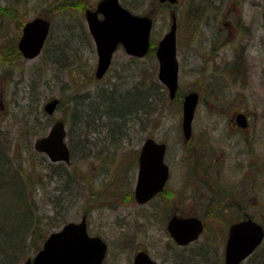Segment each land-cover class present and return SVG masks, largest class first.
Listing matches in <instances>:
<instances>
[{
	"label": "rangeland",
	"instance_id": "rangeland-1",
	"mask_svg": "<svg viewBox=\"0 0 264 264\" xmlns=\"http://www.w3.org/2000/svg\"><path fill=\"white\" fill-rule=\"evenodd\" d=\"M71 1L76 4H68ZM98 1L0 0V52H3L5 42L8 46L13 45V41L18 44L23 23L36 15L47 17L52 22V43L59 44L64 34L71 39L68 42L71 46L63 58H60L63 50L49 54L44 49L35 59L22 56L18 59L10 57V54L0 59V125L9 138L17 139L9 155L24 148L25 151L19 153L18 162L22 161L25 167L42 169L47 174H43L41 181L48 188L46 196L39 195L41 212L52 217L45 219V226H51V231H55L66 222L80 221L87 213L90 234L105 236L114 245L113 249L110 247L104 264H128L135 247L139 243L144 245L146 241H152L151 247L156 256H160L163 245L157 241L161 233H156V226L144 229V220L129 218V214L128 218L120 216L127 209L142 216L144 208L137 204L117 212L111 210L112 207L103 202L106 200L104 191L114 192L121 188L116 187V183L110 186V178L103 183L98 180L104 178V170L138 167V152L148 136L168 143L166 161L172 167V180L184 178L188 167H183L180 159V140L183 139V109L180 107L184 95L192 90L198 91L203 101H208L198 107V122L206 121V117L230 116L234 109L242 107L259 121L261 131L264 130V0H178L176 4L159 0H120L134 13L150 14L155 19L153 46L169 30L172 13H176L180 101L168 100L151 117L143 114L134 118L135 122L132 119V123L119 128H124L126 133H120L118 128L112 130L113 126L108 123L98 127L99 131L93 132L91 139H97L99 147L76 151L71 163L66 164V173L60 178L52 168L56 163L36 151L34 142L42 136L36 132L46 129L43 134L46 135L56 120L68 123L74 90L80 93L91 90L92 98L97 88L119 87L125 91L140 79V66L159 69L155 53L140 58L136 63L119 48L107 74L101 80L96 79L97 52L86 22L85 9H94ZM68 26L74 29L75 34L70 36L71 30H65ZM236 64L239 68L249 69L247 71L252 75L248 81L245 79L247 82L228 75L232 73L231 69L238 68ZM63 96L68 99L59 104L53 114H47L44 105L55 97L61 99ZM218 100L228 105L224 110L220 109L221 114L218 113L219 108L213 106ZM29 133L34 136L31 142L26 140ZM107 143H110V148L101 152V147ZM261 187H264L263 177ZM261 212H264L262 205ZM180 253L190 252L181 249ZM183 261L187 262L186 259Z\"/></svg>",
	"mask_w": 264,
	"mask_h": 264
},
{
	"label": "flooded vegetation",
	"instance_id": "flooded-vegetation-1",
	"mask_svg": "<svg viewBox=\"0 0 264 264\" xmlns=\"http://www.w3.org/2000/svg\"><path fill=\"white\" fill-rule=\"evenodd\" d=\"M119 48L133 57L125 51L123 44H119L116 51ZM237 67L230 68L232 73L228 75L236 76L234 78L236 80L248 81L249 76L252 75L247 71L249 69L239 68V65ZM198 94L199 101L189 137L184 135L182 124L180 159L183 167H188L184 178L172 180V167L167 163L168 177L163 186L145 201H140L136 197L140 172V147L138 167H115L114 171L104 170L106 172L102 175L104 178L98 180L103 183L110 178L108 179L110 186L111 183H116V187L121 188L114 192L108 189L104 191L106 200L103 202L106 201L104 204L112 207L111 210L117 212L118 209L137 204L144 208L142 216H138L137 212L132 213L130 209L120 216L126 218L129 214V218L135 217L140 222L144 220V229L149 230L152 226H156V233H161L157 241L163 245L160 256H156L154 248L151 247L152 241H146L144 245L139 243L135 247L128 264H135L136 257L141 252L150 255L156 264L181 262L228 264L226 250L230 230L234 224L254 221L261 224L264 229V212H261V205L264 206V187H261V178H264V130L261 131L259 121L242 107L238 110L234 109L230 116L206 117L204 118L206 121L198 122L200 117L196 116V112L199 105L208 103L207 100L201 99L199 92ZM213 106L219 108L218 113L221 114L220 109L224 110L228 105H225L223 100H218ZM240 114L244 115L240 116ZM253 119L255 121H252ZM242 120L246 121V124H241ZM157 141L166 144L165 162H167L168 143ZM175 220L180 221L181 226L173 229L171 221ZM199 221L201 230L194 239L186 243H180L172 234L171 229L180 238L192 235ZM88 232L90 233L89 228ZM95 235L100 236L107 243L105 258L106 256L108 258L110 247L114 248L112 241L105 236ZM181 249L190 253H180ZM184 259L187 262L183 261ZM263 261L264 234L254 250L237 264L246 262L262 264Z\"/></svg>",
	"mask_w": 264,
	"mask_h": 264
},
{
	"label": "water",
	"instance_id": "water-1",
	"mask_svg": "<svg viewBox=\"0 0 264 264\" xmlns=\"http://www.w3.org/2000/svg\"><path fill=\"white\" fill-rule=\"evenodd\" d=\"M160 1L174 4L178 0ZM86 18L98 53V65L95 71L97 78H102L107 72L119 44H123L125 51L136 57H143L150 50L154 25V19L150 14L133 13L123 6L120 0H100L94 9H86ZM50 27L51 21L42 16H35L23 25L18 48L24 57L33 59L41 53ZM155 53L159 61L158 78L167 86L169 96L173 99L179 87L175 13H172L170 28L158 42ZM198 100L197 91H190L183 98V131L186 137L192 132V120ZM59 101V98L48 101L44 106L45 111L53 114ZM241 124H246V121L242 120ZM66 134L65 122L58 119L53 123L48 134L35 141V148L46 153L52 162H70L71 152ZM165 152L166 144L159 143L152 137L147 138L143 143L136 188V197L140 201H145L156 193L167 179L169 166L165 162ZM86 218V215H83L80 221L67 222L60 229L52 231L35 255L21 264H102L107 252V244L100 236H91L88 233ZM200 223L199 221L196 225L195 233L180 238L173 229L181 226V222L171 221L172 234L180 243H186L197 236V232L201 230ZM263 234V227L254 221L234 224L230 230L226 250L227 263L237 264L248 256L261 241ZM135 264H156V262L146 252H141L137 255Z\"/></svg>",
	"mask_w": 264,
	"mask_h": 264
},
{
	"label": "trees",
	"instance_id": "trees-1",
	"mask_svg": "<svg viewBox=\"0 0 264 264\" xmlns=\"http://www.w3.org/2000/svg\"><path fill=\"white\" fill-rule=\"evenodd\" d=\"M68 4L73 5L76 3L71 1ZM65 30H71L69 32L70 36L75 34L71 26H68ZM62 37L64 38L61 39L59 44H56L51 42L52 37L49 36L44 47L45 53L49 52L50 54L57 50H63L61 54L59 51L57 53L60 54V58L65 57V51L71 46L68 44L71 39L66 34ZM12 44L8 46V42L4 43L3 52H0L1 59L5 58L7 54H10V57L21 59L17 43L13 41ZM155 46L151 43L148 54L155 53ZM132 58L134 62L139 63L140 58L134 56ZM73 60L75 61V58ZM64 66L63 64L62 67ZM156 68V66H148L147 68L140 66L139 72L142 71L140 79L131 89H126V92L121 91L119 87H113L112 89L97 88L95 96L92 98L91 90L84 93L74 90V95L71 97L73 99L72 112L68 123H66L72 156L76 151L81 152L85 148L99 147L98 140L92 141L93 139H91L93 132L97 133L99 131L98 127L108 123V125L113 126L112 130L118 128L120 133H126L124 128H119L125 126L128 122L132 123V119L135 122L134 118L143 114L146 117H151L159 110L160 105L168 100L172 102L180 101L179 92L174 99H170L167 87L158 79ZM66 99L68 97H61L60 105ZM128 102L130 103L125 105ZM45 117L47 116L45 115ZM45 130L35 131L36 135L39 133L43 135L46 132ZM114 134L115 132L112 136ZM32 137H34L33 134L29 133L26 140L31 142ZM13 139L8 137L7 131L2 130L0 125V264H20L31 257L42 247L52 228L51 226L48 228L45 226L46 221L52 217H47L45 213L41 212L39 203V195L46 196L47 193V186L41 182L43 174L45 176L47 174L42 169L25 167L22 161L18 162L19 153H23L24 148L20 152L14 150L9 155L10 148L14 147V144L16 145L15 141L17 139ZM109 148L110 143H107L101 147V152L107 151ZM52 168L60 178L66 173V163L64 162H58ZM40 185L43 187H40Z\"/></svg>",
	"mask_w": 264,
	"mask_h": 264
},
{
	"label": "bare ground",
	"instance_id": "bare-ground-1",
	"mask_svg": "<svg viewBox=\"0 0 264 264\" xmlns=\"http://www.w3.org/2000/svg\"><path fill=\"white\" fill-rule=\"evenodd\" d=\"M86 22H87V18H86Z\"/></svg>",
	"mask_w": 264,
	"mask_h": 264
}]
</instances>
